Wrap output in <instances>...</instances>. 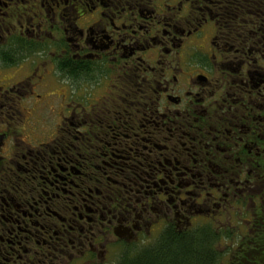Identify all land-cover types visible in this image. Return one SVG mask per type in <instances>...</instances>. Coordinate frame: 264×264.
<instances>
[{
	"label": "flooded vegetation",
	"instance_id": "1",
	"mask_svg": "<svg viewBox=\"0 0 264 264\" xmlns=\"http://www.w3.org/2000/svg\"><path fill=\"white\" fill-rule=\"evenodd\" d=\"M220 3L0 0V264H264V15Z\"/></svg>",
	"mask_w": 264,
	"mask_h": 264
},
{
	"label": "trees",
	"instance_id": "2",
	"mask_svg": "<svg viewBox=\"0 0 264 264\" xmlns=\"http://www.w3.org/2000/svg\"><path fill=\"white\" fill-rule=\"evenodd\" d=\"M201 1L208 3L213 12L217 11V0ZM220 2V11L225 17L238 16L247 10L264 15V0H220ZM221 259L222 253L211 234L197 231L184 237L170 234L153 245L124 257L119 264H221ZM250 261L251 264H260L261 257L257 254Z\"/></svg>",
	"mask_w": 264,
	"mask_h": 264
},
{
	"label": "rangeland",
	"instance_id": "3",
	"mask_svg": "<svg viewBox=\"0 0 264 264\" xmlns=\"http://www.w3.org/2000/svg\"><path fill=\"white\" fill-rule=\"evenodd\" d=\"M226 245H227V243H221V244L219 245V247L225 249ZM227 256H228V255H226V257H225V258H226V259H225V264H227V263H226Z\"/></svg>",
	"mask_w": 264,
	"mask_h": 264
}]
</instances>
